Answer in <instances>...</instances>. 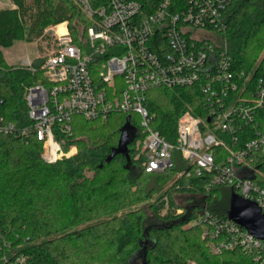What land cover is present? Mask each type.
I'll list each match as a JSON object with an SVG mask.
<instances>
[{
	"label": "trees",
	"instance_id": "trees-1",
	"mask_svg": "<svg viewBox=\"0 0 264 264\" xmlns=\"http://www.w3.org/2000/svg\"><path fill=\"white\" fill-rule=\"evenodd\" d=\"M12 1L16 7L0 9V112L26 126L31 122L26 89L43 80L44 60H33L35 71L23 64L11 65L3 48L18 40L35 41L49 26L64 21L78 41L80 25L88 20L76 0ZM217 33L234 68L251 75L253 83L259 79L264 83V0H233ZM147 107L154 115L152 126L172 142L185 110L206 113L204 94L196 85L152 88ZM256 121L264 133V107ZM72 126V135L57 132V136L66 150L76 145L77 151L55 163L44 161L42 142L33 134L0 137V264H6L1 255L9 259L24 255L27 264L225 263L226 254L210 252L199 225L187 226L203 210L201 199L210 203L213 213L228 217L225 207L211 204L221 191L219 186L207 189L209 175L194 171L190 176L178 175L187 168L178 150L174 167L147 172L143 158L137 156L145 131L134 112H114L106 120L77 114ZM127 127L133 135L128 149L131 161L122 153L108 161ZM239 134L243 138L236 144L243 145L246 136L256 132L243 125ZM214 152L220 161L227 150L215 146ZM261 167L264 172V160ZM177 194L188 195L183 204L176 201ZM146 202L157 221L147 223L141 206Z\"/></svg>",
	"mask_w": 264,
	"mask_h": 264
},
{
	"label": "built area",
	"instance_id": "built-area-1",
	"mask_svg": "<svg viewBox=\"0 0 264 264\" xmlns=\"http://www.w3.org/2000/svg\"><path fill=\"white\" fill-rule=\"evenodd\" d=\"M76 2L88 20L80 25L79 40L68 21L62 22L63 33L58 24L52 27L53 49L41 65L43 80L26 89L31 122L21 126L0 112V137L33 134L42 142L44 161L55 163L77 151L76 145L66 150L57 136V132L72 135L75 115L106 120L114 112H134L145 131L137 156L143 158L147 172L174 167L178 150L187 166L178 175L207 174L208 190L230 186L264 212V133L256 121L264 107V83L262 79L253 83L251 75L234 68L217 33L233 0ZM32 62L26 58L23 65L35 71ZM195 85L204 94L205 116L185 110L177 121L176 141H169L152 126L147 94L156 87ZM2 102L0 98V111ZM243 125H251L256 135L237 145ZM215 146L227 150L220 161ZM190 225L201 227L211 253L226 254L224 264H264V239L213 213L208 205ZM1 259L6 264H27L24 255L12 259L1 255Z\"/></svg>",
	"mask_w": 264,
	"mask_h": 264
},
{
	"label": "rangeland",
	"instance_id": "rangeland-1",
	"mask_svg": "<svg viewBox=\"0 0 264 264\" xmlns=\"http://www.w3.org/2000/svg\"><path fill=\"white\" fill-rule=\"evenodd\" d=\"M6 2L4 0H0V6L7 7L8 5L5 4ZM0 7V9H1ZM55 26V25H53ZM49 26L45 30V34L36 39L35 41H27V40H18L16 41L12 46L8 47L6 52V60L9 64L14 65L18 61H22L25 57H28L30 60H34L37 58L38 60H44V58L50 53V51L53 49L52 44V27ZM108 68H104L103 71L107 72ZM220 191L221 195L219 198H213L211 201V204H219V206H223L229 210L230 207V199L233 192L232 187L221 185ZM187 194H177L176 195V201L183 204V201L187 198ZM201 199V198H200ZM204 204L210 205L209 202H204L203 199H201ZM147 202L144 203L141 206H145L146 214H147V223L155 222L157 221L156 218H154V213L150 207L147 206ZM192 264V263H191Z\"/></svg>",
	"mask_w": 264,
	"mask_h": 264
},
{
	"label": "water",
	"instance_id": "water-1",
	"mask_svg": "<svg viewBox=\"0 0 264 264\" xmlns=\"http://www.w3.org/2000/svg\"><path fill=\"white\" fill-rule=\"evenodd\" d=\"M132 137V131L128 127L125 128L120 136L118 145L112 149L107 160L110 161L116 154L122 153L126 155L128 161H131L128 149ZM228 217L254 235L264 239V212L255 201L243 198L233 192L230 199Z\"/></svg>",
	"mask_w": 264,
	"mask_h": 264
},
{
	"label": "crops",
	"instance_id": "crops-1",
	"mask_svg": "<svg viewBox=\"0 0 264 264\" xmlns=\"http://www.w3.org/2000/svg\"><path fill=\"white\" fill-rule=\"evenodd\" d=\"M6 3V5H8L7 7H16V5H15V3L12 1V0H4ZM3 5V4H2ZM1 5V6H2ZM0 6V7H1ZM7 7H3V8H7ZM2 8V7H1ZM8 49V47H6V48H3V51H4V55H6V50ZM5 58H6V56H5ZM26 58H28V57H25L22 61H18L17 63H15V64H23V62H24V60L26 59ZM8 62V61H7Z\"/></svg>",
	"mask_w": 264,
	"mask_h": 264
},
{
	"label": "bare ground",
	"instance_id": "bare-ground-1",
	"mask_svg": "<svg viewBox=\"0 0 264 264\" xmlns=\"http://www.w3.org/2000/svg\"><path fill=\"white\" fill-rule=\"evenodd\" d=\"M57 28L60 32H65L66 31V28H65V24L64 23H60L57 25Z\"/></svg>",
	"mask_w": 264,
	"mask_h": 264
}]
</instances>
